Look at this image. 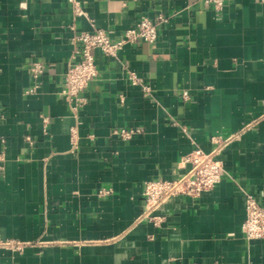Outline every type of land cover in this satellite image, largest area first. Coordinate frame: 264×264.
<instances>
[{"label":"crops","instance_id":"obj_1","mask_svg":"<svg viewBox=\"0 0 264 264\" xmlns=\"http://www.w3.org/2000/svg\"><path fill=\"white\" fill-rule=\"evenodd\" d=\"M82 4L91 20L69 0H0V264H264V238L242 227L247 194L264 206V0ZM159 16L155 43L94 50L74 110L76 36ZM199 149L217 152L221 181L147 205L146 184L179 180Z\"/></svg>","mask_w":264,"mask_h":264},{"label":"built area","instance_id":"obj_2","mask_svg":"<svg viewBox=\"0 0 264 264\" xmlns=\"http://www.w3.org/2000/svg\"><path fill=\"white\" fill-rule=\"evenodd\" d=\"M69 1L75 16H85L91 20L89 13L83 7L82 0ZM206 1L214 2L217 6L223 3V0ZM165 20L164 16H159L157 21L143 18L137 26L127 29L119 39H113L105 30L96 27L92 31L80 32L76 36L77 46L70 58L62 89V94L71 107L76 110L84 102L82 92L98 75L95 49H100L106 55L117 56L127 44L140 41L155 43L158 39L159 26ZM30 69L36 83L27 92L33 93L41 83L45 66L40 61H34ZM131 78L135 83H142V79L134 73ZM184 94L188 97L187 92ZM44 121L47 123L48 119L45 118ZM120 134L124 138H131L134 130L122 129ZM216 153H204L199 149L186 156L185 162L191 163V168L177 181H149L145 190L147 205L156 206L174 193L200 195L214 188L225 174V169L221 161L217 159ZM242 227L248 239L264 238V206L253 194L246 196V219Z\"/></svg>","mask_w":264,"mask_h":264}]
</instances>
